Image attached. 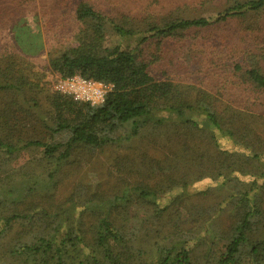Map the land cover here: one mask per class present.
Here are the masks:
<instances>
[{"label":"trees","instance_id":"trees-1","mask_svg":"<svg viewBox=\"0 0 264 264\" xmlns=\"http://www.w3.org/2000/svg\"><path fill=\"white\" fill-rule=\"evenodd\" d=\"M27 1L0 0L1 43ZM109 1L76 0L74 43L47 60L111 83L100 105L0 49V264H264V0L208 17V0L146 16ZM193 61L201 77L171 75ZM107 151L99 180L74 178Z\"/></svg>","mask_w":264,"mask_h":264},{"label":"rangeland","instance_id":"rangeland-1","mask_svg":"<svg viewBox=\"0 0 264 264\" xmlns=\"http://www.w3.org/2000/svg\"><path fill=\"white\" fill-rule=\"evenodd\" d=\"M58 0H28L18 13L8 14L3 23L6 27L7 34L6 41L0 42V49L11 50L17 52L25 61L29 62L33 68L43 74L42 82H48L46 86L50 93L56 92L53 88L57 75L50 72L47 67V60L49 54H55L60 49L69 44L74 43L72 34L76 30L75 24L70 21L71 17L69 11L76 3V0H66L60 6L57 5ZM190 0H110L108 5L119 8L123 11L130 12L138 16H146L149 12H156L160 14H167L172 8L180 3L189 2ZM205 1V0H203ZM214 3L222 5V0H208L196 7V14L208 17L212 16L215 8ZM200 9V10H199ZM195 10H192L195 13ZM183 14L185 12H175ZM118 42L115 35H107L105 44L110 46ZM10 45V48L8 46ZM223 50V48H222ZM200 51V47H196V53ZM201 64L192 62L189 67L181 73L171 74L175 79L182 81L195 80L196 77H201L198 71ZM162 69V68H161ZM162 79V76H160ZM40 106L46 109H51L50 102L41 94L39 96ZM224 141H222L223 143ZM224 146H228L226 143ZM229 147V146H228ZM109 151L102 155H97L96 159L92 161L93 165L81 166L74 178H81L83 181L94 184L99 180V174L102 170L106 171V166L110 162ZM22 157H26L23 155ZM211 182L208 179L202 180L190 186L191 190H199L206 186V183ZM171 197L170 194H165L160 197L163 203ZM210 241H214L215 237L209 235Z\"/></svg>","mask_w":264,"mask_h":264},{"label":"built area","instance_id":"built-area-1","mask_svg":"<svg viewBox=\"0 0 264 264\" xmlns=\"http://www.w3.org/2000/svg\"><path fill=\"white\" fill-rule=\"evenodd\" d=\"M53 88L60 94L71 96L74 100L94 106L104 102L112 84L88 79L74 73L70 76L58 77Z\"/></svg>","mask_w":264,"mask_h":264}]
</instances>
